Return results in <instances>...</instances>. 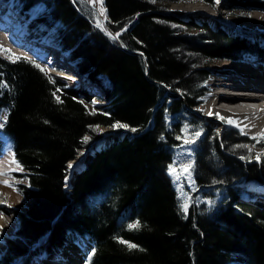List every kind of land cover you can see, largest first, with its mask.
<instances>
[{
    "label": "trees",
    "instance_id": "16d2710c",
    "mask_svg": "<svg viewBox=\"0 0 264 264\" xmlns=\"http://www.w3.org/2000/svg\"><path fill=\"white\" fill-rule=\"evenodd\" d=\"M18 1L81 81L65 84L32 59L0 51V138L23 169L14 174L21 207L10 213L16 229L1 238L0 264L55 256L80 237L90 243L84 264H264V196L244 199L237 184L246 174L259 180L255 164L228 149L229 132L221 148L215 140L220 169L206 162L202 146L195 179L202 190L215 183L220 196L212 208L191 203L182 212L165 174L176 128L162 117L165 104L175 113L198 101L212 60L250 56L264 65V40L186 21L167 9L180 0H103L106 28L86 0ZM219 4L264 13V0Z\"/></svg>",
    "mask_w": 264,
    "mask_h": 264
},
{
    "label": "rangeland",
    "instance_id": "374dc122",
    "mask_svg": "<svg viewBox=\"0 0 264 264\" xmlns=\"http://www.w3.org/2000/svg\"><path fill=\"white\" fill-rule=\"evenodd\" d=\"M98 1V8L96 4L90 0H86V2L91 6L95 5L97 12L96 15L98 16V19L100 20L99 23L104 28H106L105 20L106 15L105 11L104 14L101 15V8L104 9L103 4H101ZM13 6L15 8H13ZM10 8H12V12L10 11ZM167 9L169 11H175L179 13L185 14L186 21L192 20L195 23L201 24L205 23L209 27H214L216 24L219 23V25L223 28V30L228 34H234L239 29H245L249 32H251V37L254 40H264V13L261 11H228L223 8L222 5L219 3L217 4L216 1H213L212 4H206L202 0H180L177 2H173L167 6ZM43 8L41 6L37 5V13L39 11H42ZM9 11V12H8ZM255 15L258 17L259 22H254L252 15ZM32 14L29 12L23 11L20 8V4L18 0H0V19L8 17L12 20L14 25L18 26L20 29L19 34H16L13 38L15 40L20 41L21 46H27L31 45L32 48L29 50H25L23 47H5L4 45H1L3 49H7L10 51H7V54H10L13 56H25L27 58H31L33 61H35L37 64L40 65L41 68L46 69L47 73L59 80L64 82L68 85H75L80 81L78 80L76 71L74 69V66L68 61V63L62 59L61 61H52L51 56L52 54L50 51H46L45 53L42 52L45 49V46L48 50L55 51L58 47L52 42L51 38L48 36V34L44 31V28L37 25L36 23H32ZM102 16V17H100ZM10 20V21H11ZM11 25V30H13L15 27ZM9 28V27H8ZM178 28H181L180 26ZM9 30V29H8ZM22 34V35H21ZM30 34L35 37V45L34 43H30L29 41H26L22 36ZM186 32L181 31L180 35H185ZM30 37V36H29ZM28 38V37H26ZM39 44V45H38ZM38 45V46H37ZM5 52V51H2ZM55 53V52H54ZM191 55H194L191 53ZM49 57V58H48ZM67 59V58H66ZM250 62H254V60L249 59V57L245 58ZM244 59V60H245ZM48 60V61H47ZM50 61V62H49ZM198 64L202 63V60L198 59ZM222 61H225L223 59H214L212 62L208 65L207 71L204 75L203 83L200 85L198 93L199 96L195 100H202L206 97V91H204V88L210 83L209 76L211 74L212 69L216 68L220 64H222ZM228 61V60H227ZM230 61V60H229ZM59 65H61V68H59ZM260 66V65H259ZM63 67V68H62ZM104 81H106V78H103ZM204 91V92H203ZM215 92V90H213ZM197 102V101H195ZM102 104V101L99 99H93L92 104ZM199 105H193L189 108H183L180 111H177L175 113H171L166 109L167 104H165V109L162 112V117L167 124L169 128L175 127L176 128V134L174 142L176 143L175 146L172 149V152L170 154V160L166 165V172L165 174L168 176V178L171 181L172 187L174 188L176 192V198L178 200L179 207L181 209V205L185 202V200L188 203V207L191 203L194 204H203L207 208H212L215 206L217 200L220 196V191L217 190V185L215 183H211V187L207 190H202V187L198 186L197 181L195 179V158L197 152L201 149L203 146L204 148V157L207 163L211 165V167L215 170L220 169V159L217 153V148L215 145V140L217 141L218 146L221 148L224 145L225 136L229 132L232 137V142L228 146V149L234 151L235 153L239 154L240 157H244L247 160L252 161V163L255 164L257 168V174L259 176V180L253 181L249 176L246 174L243 178H240L237 184L243 190L242 197L244 199L249 198L250 195H260L264 196V155L260 157L259 160H257V154L258 153H264V147L260 146L261 143L264 142V138H257L256 139L251 138L249 136H246L242 134L240 131H238L236 128L226 125V124H220V125H213L212 121H204V123H198L200 115L197 113V110L199 109ZM216 118V117H215ZM201 126H200V125ZM193 129L196 132H200V135L196 138L195 144L189 149L190 151V159L188 161V165H191L190 172L187 175H179V179H176V175L170 174L169 166H172L173 157L174 155L183 149L184 146H181L179 143H177L178 134L180 131L185 134L186 130ZM110 129L101 127L100 131L102 134H109ZM245 145L247 147H245ZM8 147L4 141H2V138H0V150L6 151ZM183 151V150H182ZM13 160V158H12ZM12 160H8L5 164V167L3 171L1 170L0 173H3V175H0V184L3 186L6 190L10 191L11 194V200H9L8 191L7 194L0 192V201H5L3 203H0V208L3 209V211H0V214L3 215L5 221H7V231L6 233L0 231V255H2L5 246L4 243V236H11L14 234V231L16 229V223L14 218L10 215L11 212L15 209H19L21 207V196L17 193L16 187L14 186V183L16 182V177L14 174L20 173V170L16 168V165L12 163ZM77 160H73L69 163V165H72L70 167V171L76 166ZM9 181V183L12 185L11 187L7 186L6 184L2 183V181ZM68 181V180H67ZM250 184H260V187H251L248 186ZM12 203V204H11ZM10 205V206H9ZM182 211V209H181ZM184 212V211H182ZM185 213V212H184ZM2 238V242H1ZM90 249V243L86 239H79L76 243L73 244H66L63 246V248L59 251V256L56 257H50L51 259H61L62 256L65 255V257L70 261H66L65 264H84V257L87 254V252ZM69 257V258H68ZM37 259V258H35ZM41 260V259H40ZM39 260V261H40ZM33 259H29L27 261V264H30ZM59 261V260H57ZM37 262V261H35ZM16 264H22L21 261L17 262ZM36 264V263H35Z\"/></svg>",
    "mask_w": 264,
    "mask_h": 264
},
{
    "label": "bare ground",
    "instance_id": "6f19581e",
    "mask_svg": "<svg viewBox=\"0 0 264 264\" xmlns=\"http://www.w3.org/2000/svg\"><path fill=\"white\" fill-rule=\"evenodd\" d=\"M91 1H93L98 8V1L90 0V3ZM11 9L12 8H10V11L12 12ZM252 18L255 20L254 22H259L258 17L254 14L252 15ZM10 20L11 19L8 17L0 19V44L4 45L5 47L7 46L12 48L23 47L25 50L32 48L31 45H27L25 47L21 46L20 41L13 38L16 34L22 32H20L18 26L14 25L12 20ZM11 22L12 26L15 27L13 30H11ZM22 37L26 41H29V44L34 43L35 45V37H33V35L26 34ZM46 51L51 50H48L45 46V49L42 52L45 53ZM247 57L252 59L250 56H246L245 58ZM245 58L240 59L239 61L225 60L222 61V64L212 69L209 76L210 83H208V85L204 88V91H206L207 95L204 99L197 101L200 104L199 109L197 110V113L200 115L198 123H204L206 120L212 121L213 125H230L246 136L251 138L257 137L261 139L264 138V136L261 135L264 134V65H260L256 62H250ZM62 59L68 63V60L66 59V52L61 50V52L58 51V56L55 57L54 62L61 61ZM58 66L61 68V65L58 64ZM213 90H215V92H213ZM251 91H255L257 94L253 95L252 97H243V95L246 94L244 92ZM249 103H255V105H249ZM209 112H211L212 115H209ZM219 117H223L224 119L222 120ZM229 119L233 120L235 123H227L226 121ZM195 138V131L193 129L186 130L185 134L180 131L178 142L184 147L182 149L183 151L180 150L173 157L172 167L176 169V175L189 174L190 168L188 172H184L183 169L189 166V149L193 146V144H195ZM186 140L189 141V143H185ZM9 159L12 160V155L10 154L9 149L6 151L0 150V171H3L5 164ZM248 186L254 188L260 187L261 185L250 184ZM7 191L9 192V200H11L12 196L10 191L6 190L0 184V192L7 194ZM1 210L3 211V209L0 208V211ZM6 222L7 221H5L3 215H0V231L3 233H6L8 229ZM59 255L60 254L55 256L41 254L39 257H37V259L34 258V261H32L30 264H65L66 261L70 262L65 257V255L62 256L61 259L50 258Z\"/></svg>",
    "mask_w": 264,
    "mask_h": 264
},
{
    "label": "snow or ice",
    "instance_id": "6c2138e0",
    "mask_svg": "<svg viewBox=\"0 0 264 264\" xmlns=\"http://www.w3.org/2000/svg\"><path fill=\"white\" fill-rule=\"evenodd\" d=\"M99 2L102 4L103 0H99ZM216 3L218 4V3H219V0H216ZM103 14H104V9L101 8V15H103ZM98 26H100V25L98 24ZM117 35H119V34H117ZM0 51H5V52H7V51H10V50L3 49L2 46H0ZM13 55H14V54H13ZM9 58L11 59V58H12V55H10ZM33 63H34V62H33ZM36 67H37V68H40V65H39V64H36ZM40 70H41L42 72H46V71H47L46 69H43V68H41ZM57 91H58V90H57ZM53 96L56 98V101H57L58 103H62V101H60L59 97L56 96V93H55V92L53 93ZM208 114H209V115H212L211 112H209ZM217 115H218V114H217ZM219 118L222 119V120L224 119L223 117H219ZM226 122L229 123V124H233V123H235V122H234L233 120H231V119L227 120ZM237 126H238V125H237ZM113 127H124V128H126L127 125H123V124H119V123H117L116 125H113ZM132 130L135 131V129H132ZM199 135H200V132H196V133H195V136L198 137ZM261 135L264 136V134H261ZM89 139H90V138L87 137V136L84 137V141H85V142H87ZM254 139H256V138L254 137ZM185 143H189V141L186 140ZM245 147H247V146L245 145ZM262 155H264V153H258V154H257V157H256L257 160H259L260 157H261ZM241 159H244V157H241ZM12 163L16 165V168H17L18 170H21V171L23 170L22 168H20L19 162L16 161L14 158H13V160H12ZM69 167H72V165H69ZM189 168H191V165H189L188 167L184 168L183 171H184V172H188V171H189ZM169 173H170V174H173V175H176V169L173 168L171 165L169 166ZM0 175H3V173H0ZM176 179H179V175H176ZM2 183L6 184V185L9 186V187L12 186V185L9 183V181H7V180L2 181ZM3 202H5V201H0V203H3ZM9 206H10V205H9ZM181 209H182V211H184L185 213H187V210H188V203H187L186 200H185V202L181 205ZM0 215H2V214H0ZM139 227H140V222H139L138 220H137L135 223H131V224L128 225V228H129L130 230H131V229H138ZM119 242L122 243V244H126L127 247H128L129 249H134V248L138 247L137 245L132 244V243H130V242H128V241H125V240H122V239H120ZM92 254H93V255L95 254V250H93V253H92Z\"/></svg>",
    "mask_w": 264,
    "mask_h": 264
},
{
    "label": "water",
    "instance_id": "95a60500",
    "mask_svg": "<svg viewBox=\"0 0 264 264\" xmlns=\"http://www.w3.org/2000/svg\"><path fill=\"white\" fill-rule=\"evenodd\" d=\"M90 7L93 8L97 12V9L94 5H91Z\"/></svg>",
    "mask_w": 264,
    "mask_h": 264
}]
</instances>
